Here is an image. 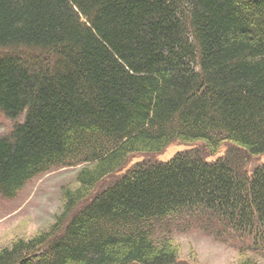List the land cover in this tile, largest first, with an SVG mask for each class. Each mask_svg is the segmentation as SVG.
<instances>
[{"label":"trees","instance_id":"1","mask_svg":"<svg viewBox=\"0 0 264 264\" xmlns=\"http://www.w3.org/2000/svg\"><path fill=\"white\" fill-rule=\"evenodd\" d=\"M0 110L2 196L81 164L0 264H198L192 224L264 264V0H0Z\"/></svg>","mask_w":264,"mask_h":264},{"label":"rangeland","instance_id":"2","mask_svg":"<svg viewBox=\"0 0 264 264\" xmlns=\"http://www.w3.org/2000/svg\"><path fill=\"white\" fill-rule=\"evenodd\" d=\"M21 119L22 116L17 118ZM12 124L13 121L0 110V135L8 132ZM185 147V144L175 141L162 152L133 155L126 166L141 159L166 160ZM227 147L223 143L216 155L223 154ZM208 158H214V154ZM263 159L264 155L250 158V168ZM80 166L78 164L52 168L27 181L15 196L4 197L0 194V248L9 245L15 238L30 237L54 222L55 215L62 208L61 188L75 185V174ZM192 225L183 231L174 228L171 230L179 247L180 259L198 264H237L238 239L221 240L205 233L199 226ZM259 260L264 262L262 257Z\"/></svg>","mask_w":264,"mask_h":264}]
</instances>
